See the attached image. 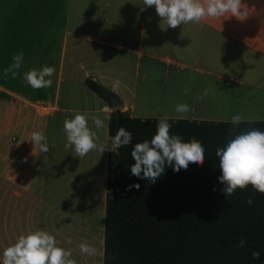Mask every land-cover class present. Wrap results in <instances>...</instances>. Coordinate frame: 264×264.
<instances>
[{
  "label": "crops",
  "instance_id": "obj_1",
  "mask_svg": "<svg viewBox=\"0 0 264 264\" xmlns=\"http://www.w3.org/2000/svg\"><path fill=\"white\" fill-rule=\"evenodd\" d=\"M241 2L243 20L173 29L143 0H0V260L20 235L44 230L76 262L103 264L108 151L79 158L64 147V121L77 113L93 130L91 117L103 119L98 143H110L105 98L87 79L130 117L264 120V0ZM21 52L17 77L5 78ZM43 66L56 69L52 86L33 89L24 74ZM181 103L191 110L177 113ZM34 131L47 137V153L30 141ZM75 220L87 238L68 246ZM85 241L97 250L91 258L79 250Z\"/></svg>",
  "mask_w": 264,
  "mask_h": 264
},
{
  "label": "trees",
  "instance_id": "obj_2",
  "mask_svg": "<svg viewBox=\"0 0 264 264\" xmlns=\"http://www.w3.org/2000/svg\"><path fill=\"white\" fill-rule=\"evenodd\" d=\"M86 85L103 98L110 91L93 79ZM159 119L110 111L109 141L123 127L132 142L108 151L103 264H264V194L249 185L226 200L218 179L222 172L215 153L234 138L228 134L231 121L169 118L171 134L201 142L205 161L179 172L166 167L150 183L131 175V151L154 136ZM252 129L264 132V120H243L234 134ZM132 184L139 189L126 191ZM240 239L246 241L243 248L236 247ZM253 251L259 259H253Z\"/></svg>",
  "mask_w": 264,
  "mask_h": 264
},
{
  "label": "clouds",
  "instance_id": "obj_3",
  "mask_svg": "<svg viewBox=\"0 0 264 264\" xmlns=\"http://www.w3.org/2000/svg\"><path fill=\"white\" fill-rule=\"evenodd\" d=\"M144 6L155 7V11L168 27L173 29L180 25L195 23L212 19L217 20L224 17H235L243 20L247 13L242 11L241 0H143ZM144 8H141L143 11ZM13 63L4 70V77L9 74L12 79L18 75L24 55L17 53L12 56ZM56 69L43 66L42 69H33L24 74V80L33 89L50 88ZM188 90L185 89V95ZM209 89H205L200 99L208 95ZM106 107L105 112L112 111ZM190 106L187 103L177 104V113H188ZM245 119L242 114L231 117L234 126L228 130L229 136L234 138L228 140L226 146L218 147L215 155L219 158V168L222 175L218 178L223 185L222 193L227 197L233 196L236 191L245 190L249 185L255 191L264 194V132L252 129L239 134H234V128L239 126ZM95 130L89 127V120L85 114L77 113L72 119H65L63 124L67 142L65 149L74 147L76 156L85 157L91 151L103 154L106 151L116 152L132 142V133L120 127L109 142L98 143V132L105 127V122L99 116L91 117ZM172 124L167 116L159 119L156 133L150 140L136 143L131 151V157L135 161L130 166L131 175L140 179H146L155 183L165 172L166 167H172L174 172L181 169L187 170L189 165L203 166L205 161V149L200 141L192 139L184 142L179 135L171 134ZM34 147L39 151L47 153L49 144L47 137L42 132H32L31 140ZM139 184L128 185L126 191L133 188L139 189ZM216 189L214 188L213 191ZM249 205L253 200L246 201ZM66 243L71 244L70 238ZM246 244L240 239L237 248H243ZM82 254L94 256L96 248L86 241L79 245ZM71 250L58 246L56 237L47 231L37 230L28 234L20 235L16 242L4 249L0 264H77L72 259ZM253 259H259L260 253L252 252Z\"/></svg>",
  "mask_w": 264,
  "mask_h": 264
},
{
  "label": "rangeland",
  "instance_id": "obj_4",
  "mask_svg": "<svg viewBox=\"0 0 264 264\" xmlns=\"http://www.w3.org/2000/svg\"><path fill=\"white\" fill-rule=\"evenodd\" d=\"M80 221L79 220H75L74 221V227H69V230L71 231V232H74L76 235H72L71 236V241H72V243L71 244H68V246L69 245H75V244H73V238H75V239H77V236H79L80 238H82V239H85V238H87L86 236H85V230H86V226L85 225H83V227H81V231H79L80 230V227H78V225L80 224L79 223ZM80 226V225H79ZM83 231V232H82ZM82 233V234H81ZM77 234H79V235H77ZM89 237V236H88ZM89 245H91L90 243H88ZM90 258H91V256H90ZM77 264H83V262H82V260H77Z\"/></svg>",
  "mask_w": 264,
  "mask_h": 264
},
{
  "label": "water",
  "instance_id": "obj_5",
  "mask_svg": "<svg viewBox=\"0 0 264 264\" xmlns=\"http://www.w3.org/2000/svg\"><path fill=\"white\" fill-rule=\"evenodd\" d=\"M104 98L106 101V107L112 108L113 110L121 107L122 105V102L117 95L111 91L106 92Z\"/></svg>",
  "mask_w": 264,
  "mask_h": 264
}]
</instances>
